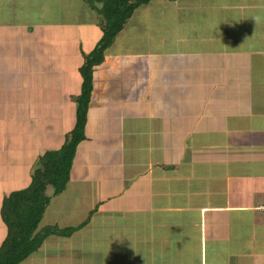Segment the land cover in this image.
<instances>
[{
  "label": "crops",
  "instance_id": "crops-1",
  "mask_svg": "<svg viewBox=\"0 0 264 264\" xmlns=\"http://www.w3.org/2000/svg\"><path fill=\"white\" fill-rule=\"evenodd\" d=\"M101 23L84 0H0V245L3 199L75 126ZM129 23L147 47L95 69L87 140L41 222L78 226L97 202L98 229L22 264H264V0H152Z\"/></svg>",
  "mask_w": 264,
  "mask_h": 264
},
{
  "label": "trees",
  "instance_id": "trees-1",
  "mask_svg": "<svg viewBox=\"0 0 264 264\" xmlns=\"http://www.w3.org/2000/svg\"><path fill=\"white\" fill-rule=\"evenodd\" d=\"M102 17V36L94 49L84 54L79 69L81 92L74 97L76 104L75 126L66 134L63 145L48 151L37 161L28 187L7 195L2 202L1 218L7 235L0 245V264H22L37 253L51 237L70 238L89 224L61 228L57 225L40 227L53 198L65 193L81 143L87 140L86 129L94 90L95 69L105 62L108 50L123 32L135 12L152 0H84ZM175 1V0H169ZM52 187L51 195L47 194Z\"/></svg>",
  "mask_w": 264,
  "mask_h": 264
},
{
  "label": "rangeland",
  "instance_id": "rangeland-1",
  "mask_svg": "<svg viewBox=\"0 0 264 264\" xmlns=\"http://www.w3.org/2000/svg\"><path fill=\"white\" fill-rule=\"evenodd\" d=\"M139 12V11H138ZM143 9H141V17L143 16ZM101 20H102V17H101ZM132 24H133V22H132ZM131 23H129V27L131 28V29H134L135 30V26H133ZM130 29V30H131ZM129 37H131V36H129ZM118 39L116 40V42L114 43V45H113V51H116V52H118V51H120V52H123V51H125V52H128V51H130V50H135V51H138L139 52V49L141 48V51H143V50H145L146 49V44H144V43H146V38H147V36H146V34L145 33H143V32H140L139 34H136V36L131 40V42H127L128 41V38H126V37H124V32H123V34H121V35H119V37H117ZM80 80H81V78H80ZM75 81H76V78H75ZM56 96H57V94H56ZM59 100H60V104L58 105V106H54V110H55V112H57V111H59V109H60V116L61 115H63V118H66V115L67 114H69V112L71 111V108L69 107V105L65 102V100H62L60 97H59ZM72 101V100H71ZM73 101H74V98H73ZM56 114V113H55ZM57 115V114H56ZM58 117V116H57ZM168 156V155H167ZM37 168V167H36ZM35 171V170H34ZM33 171V172H34ZM33 174V173H32ZM30 182H31V177H30ZM93 186V185H92ZM88 187V186H87ZM53 192V188L52 187H50L49 189H48V191H47V194L48 195H51V193ZM97 202H94V203H91V204H93L92 205V211L94 210V209H96L98 206L100 207V205H99V203L98 204H96ZM59 206H62V205H60L59 204ZM72 206V205H71ZM65 208V207H64ZM58 210H65V209H63V208H58ZM91 210L89 211V213L87 214V212H85V215H86V218H85V220L87 221L88 220V218H89V216H90V214H91V212H92ZM97 213V212H96ZM96 213H94V215L96 214ZM94 215H92L91 216V219L90 220H92V218L94 217ZM51 218H53V213H50V215H49ZM101 216L99 215V217L95 220V221H93V223L92 224H94V222H97L98 224H100L99 222H100V220H99V218H100ZM48 220V219H47ZM85 221V222H86ZM45 222H47L46 220L44 221V220H42V223L43 224H45ZM87 223V222H86ZM89 223H90V221H89ZM97 224V225H98ZM79 226V225H78ZM40 227H41V225H40ZM99 227V226H98ZM67 228V227H66ZM85 228V227H84ZM84 228H81L80 230H78L77 231V234H76V236H79L78 234H79V232L80 231H83V233L80 235L81 237H80V239L81 240H83V241H85V237H86V235H88V234H91L92 232V237L94 238V233L96 232V230L98 229L97 228V226L94 228H92L91 229V231L90 230H87L86 231V229H84ZM71 238V237H70ZM57 239H59V238H53V237H51L50 239H48V242H46V244H48V243H50V242H53V240H56V242H58L59 240H57ZM90 241L91 240H86L85 242V244H86V246H89V244H87V243H90ZM95 242L97 241V240H94ZM63 242H64V240H63ZM45 244V245H46ZM64 244H66V243H64ZM67 244H70V242H68L67 241ZM97 246V245H96ZM95 245H91V248H94V247H96ZM53 248H55L54 247V245H48V246H46V250H49V251H52V249ZM64 249L65 248V245H63L62 247H61V249ZM85 250H89V248L87 247V248H85ZM80 250H76V252H79ZM52 263H53V260H52Z\"/></svg>",
  "mask_w": 264,
  "mask_h": 264
}]
</instances>
